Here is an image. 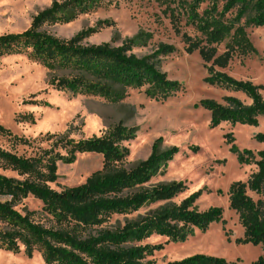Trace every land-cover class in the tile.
I'll use <instances>...</instances> for the list:
<instances>
[{
	"label": "trees",
	"instance_id": "obj_1",
	"mask_svg": "<svg viewBox=\"0 0 264 264\" xmlns=\"http://www.w3.org/2000/svg\"><path fill=\"white\" fill-rule=\"evenodd\" d=\"M166 7L175 25L185 20L200 36L181 34L187 54L197 52L205 63L208 77L205 82L226 90L244 93L250 100L245 105L235 97H226L223 103L201 100L196 108L211 113L210 127L224 122L257 126L264 117V86L239 81L224 70L235 54L254 53L246 29H264V0H155ZM101 0H54L52 5L38 13L29 29L0 36V57L29 55L50 72L68 71L69 76L53 78L50 85L74 96H99L108 101L122 98L123 89H146V95L156 100H167L183 86L168 79L160 70L158 57L176 50L162 45L155 55L139 58L133 54L134 40L121 47L110 43L98 46L83 45L94 30L82 32L70 40H61L46 31V25L69 24L82 15L96 10ZM207 5L206 9H202ZM221 9V11H219ZM236 10L234 19L225 17ZM244 21V22H243ZM233 33L231 34V32ZM226 38L229 43L223 53L218 46ZM20 121L35 123L32 115L21 116ZM0 135L15 147L31 150L30 156L18 155L0 148V162L23 180L0 175V250L32 258L41 254L45 264H157L155 252L164 245L142 244L152 235L165 237L168 243L185 242L196 231L208 228L223 219V209L213 207L199 212L195 203L200 192L193 193L179 204L172 201L186 190L185 183L149 185L153 178L166 172L168 164L180 153L178 147L159 149V139L152 154L135 167H122L130 155L124 146L136 137V130L119 124L102 137L76 141L68 135L50 134L30 140L14 135L0 125ZM264 143V134L255 137ZM232 143V137L230 136ZM45 145V146H43ZM197 153L199 148L193 146ZM231 151L242 165L255 164L257 172L247 182H236L229 189V208L236 212L244 229L237 244L262 247V255L252 264H264V199L255 201L249 193L264 196V151L255 155L235 146ZM98 154L103 167L93 173L84 184L57 192L51 188L58 179V165H72L79 155ZM256 157L258 160H256ZM32 196L42 203L43 223L34 219L36 213L25 215L15 210L21 201ZM156 210L124 226H112L114 216H133L146 207L162 204ZM239 262V261H238ZM223 258L194 255L167 264H237Z\"/></svg>",
	"mask_w": 264,
	"mask_h": 264
},
{
	"label": "rangeland",
	"instance_id": "obj_2",
	"mask_svg": "<svg viewBox=\"0 0 264 264\" xmlns=\"http://www.w3.org/2000/svg\"><path fill=\"white\" fill-rule=\"evenodd\" d=\"M53 1L0 0V36L29 29L33 18L48 9ZM101 1L100 6L90 14L82 15L69 24L46 25L43 31L61 40H70L82 32L94 30L82 42L87 46L110 43L113 47H121L134 40L133 54L139 58L155 55L162 45L172 46L176 50L173 54L158 57L157 60L160 61V70L166 73L169 80L181 84L182 90L164 101L148 97L147 88L123 89L122 98L116 101L99 96H74L50 85L51 79L69 76L70 72H50L29 52L4 56L0 57V125L14 135L30 140L50 133L68 135L79 141L105 136L112 128L122 124L136 130V137L124 143L130 151L122 164L126 169L148 159L159 139H162L159 145L161 151L178 147L180 153L168 164L166 172L153 178L149 185L183 182L186 190L172 203L179 204L193 193L200 192L195 208L203 212L220 207L224 211L223 219L212 224L206 232L196 231L185 242L168 243L165 237L152 235L142 244L164 245L153 256L157 264L198 254L223 258L228 262L239 261L237 264H252L262 255V247L236 243L237 239L243 238L244 229L236 212L229 208V189L233 183L247 182L258 169L254 163L240 164L231 149L235 146L240 151L248 150L255 155L264 151V143L255 139L257 135L264 134V117L259 118L257 126L224 122L216 128L210 127L211 113L195 107L201 100L223 103L224 98L235 97L245 105H250L251 100L242 92L205 82L208 77L205 63L197 52L187 54L181 39L182 33L196 37L200 36L199 32L192 26H186L182 19L176 24L179 34L170 12L155 0ZM206 8L207 5H203L202 9ZM235 16L236 10H233L225 21H232ZM246 32L254 53L248 56L235 54L224 72L236 80L264 86V29L247 27ZM228 43L229 38H226L218 46L220 54ZM262 94L264 96V91ZM23 115H32L35 123L20 121ZM193 146L199 148L197 153L191 151ZM0 148L18 155L31 154L26 147L12 148L9 140L1 135ZM102 167L101 155H79L72 165H58L59 179L51 188L61 192L80 186ZM0 175L23 180L17 173L4 170L1 162ZM249 195L255 201L264 199V196L253 193ZM160 205L163 203L146 207L129 218L114 216L112 226H124L127 221L137 220ZM15 210L23 215L34 212V219L45 223L42 203L32 196L18 203ZM0 264L45 263L38 252L28 258L24 252L14 254L0 250Z\"/></svg>",
	"mask_w": 264,
	"mask_h": 264
}]
</instances>
